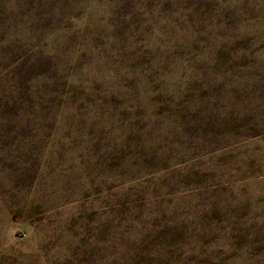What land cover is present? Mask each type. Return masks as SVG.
<instances>
[{"label":"rangeland","instance_id":"374dc122","mask_svg":"<svg viewBox=\"0 0 264 264\" xmlns=\"http://www.w3.org/2000/svg\"><path fill=\"white\" fill-rule=\"evenodd\" d=\"M0 264H264V0H0Z\"/></svg>","mask_w":264,"mask_h":264}]
</instances>
